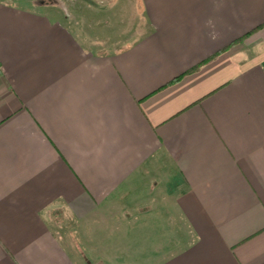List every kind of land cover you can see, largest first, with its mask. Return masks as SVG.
Returning a JSON list of instances; mask_svg holds the SVG:
<instances>
[{
	"label": "crops",
	"instance_id": "0c3cea01",
	"mask_svg": "<svg viewBox=\"0 0 264 264\" xmlns=\"http://www.w3.org/2000/svg\"><path fill=\"white\" fill-rule=\"evenodd\" d=\"M57 1L0 0V264H264V0Z\"/></svg>",
	"mask_w": 264,
	"mask_h": 264
},
{
	"label": "rangeland",
	"instance_id": "374dc122",
	"mask_svg": "<svg viewBox=\"0 0 264 264\" xmlns=\"http://www.w3.org/2000/svg\"><path fill=\"white\" fill-rule=\"evenodd\" d=\"M8 1H12L13 3H16L18 5L21 6H33V5H51V6H55L57 8V4L60 6L62 5L60 3V1L57 0H8ZM98 1H102V2H106L108 0H98ZM74 6V4H71V8L66 9L69 12H71L72 14H75L74 16L77 17V19L80 21V25H82V27H86L88 31H90L89 33L92 34V36H103V34L107 33V25L104 23V21L108 20L107 19V15L109 14V11H104V12H98V13H94L93 15L91 14L90 10L91 9H86L85 7L83 8H78L73 9L72 7ZM81 6V5H80ZM71 9V10H70ZM78 11V14H76V12ZM114 11L116 12H120V17L124 18L126 16L125 11L124 10H120V9H115ZM113 13L111 12L110 15H112ZM109 15V16H110ZM114 17H116V14H114ZM89 18V19H88ZM88 19V20H87ZM115 22L118 23V19H115ZM123 23V22H121ZM120 26V25H118ZM117 28V27H116ZM63 230L67 231L68 235H71V233L75 234V239H77L81 245V250L83 251V253L88 252L85 248V242H83V240L81 239L80 235L83 237H88L91 239V235L92 233H87L86 229L83 228V231L78 233H75L74 230L76 228L73 227H66V225H63ZM102 235V236H100ZM109 236L106 234H103V232L99 233L98 235H95V237H93V245L97 247V251L99 254H107L108 256L113 255V250L112 248H110L112 245V240L111 241H106V239H108ZM83 242V243H82ZM109 250V251H108ZM113 253V254H112ZM83 264V263H81Z\"/></svg>",
	"mask_w": 264,
	"mask_h": 264
}]
</instances>
